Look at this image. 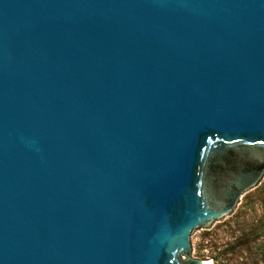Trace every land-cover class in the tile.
Listing matches in <instances>:
<instances>
[{
  "label": "water",
  "instance_id": "obj_1",
  "mask_svg": "<svg viewBox=\"0 0 264 264\" xmlns=\"http://www.w3.org/2000/svg\"><path fill=\"white\" fill-rule=\"evenodd\" d=\"M263 178L264 0H0V264H212Z\"/></svg>",
  "mask_w": 264,
  "mask_h": 264
},
{
  "label": "rangeland",
  "instance_id": "obj_2",
  "mask_svg": "<svg viewBox=\"0 0 264 264\" xmlns=\"http://www.w3.org/2000/svg\"><path fill=\"white\" fill-rule=\"evenodd\" d=\"M192 256L212 264H264V178L231 214L190 237Z\"/></svg>",
  "mask_w": 264,
  "mask_h": 264
}]
</instances>
